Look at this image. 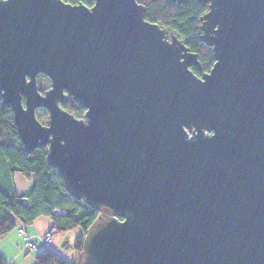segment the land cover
I'll return each instance as SVG.
<instances>
[{"label": "water", "instance_id": "1", "mask_svg": "<svg viewBox=\"0 0 264 264\" xmlns=\"http://www.w3.org/2000/svg\"><path fill=\"white\" fill-rule=\"evenodd\" d=\"M196 1L201 76L138 0H0L2 102L99 211L76 264H264V0Z\"/></svg>", "mask_w": 264, "mask_h": 264}, {"label": "trees", "instance_id": "2", "mask_svg": "<svg viewBox=\"0 0 264 264\" xmlns=\"http://www.w3.org/2000/svg\"><path fill=\"white\" fill-rule=\"evenodd\" d=\"M72 5L84 4L88 7L94 0H63ZM147 8L146 20L159 24L162 28L174 33L185 45L198 54L202 71L193 68L196 75L209 72L214 64L212 49L199 40L200 17L208 10V4L196 0H186L178 4L168 0H138ZM42 76V75H41ZM42 76L39 88L43 92L48 87ZM62 107L77 118H82L86 109L72 98ZM43 111L40 109L39 111ZM47 113L44 111L43 115ZM42 115V114H40ZM22 173L32 180L31 188L18 194L14 187V175ZM99 211L70 195L62 177L46 160L45 148L41 147L32 153L25 151L14 123L13 112L5 106L0 96V236H5L14 228L31 225L40 216H49L56 226V233L80 229L73 247L79 254L83 249V240L87 230L97 219ZM49 246L35 257L34 264H76ZM0 264H9L0 253Z\"/></svg>", "mask_w": 264, "mask_h": 264}, {"label": "rangeland", "instance_id": "3", "mask_svg": "<svg viewBox=\"0 0 264 264\" xmlns=\"http://www.w3.org/2000/svg\"><path fill=\"white\" fill-rule=\"evenodd\" d=\"M43 76V75H42ZM40 75L38 77V82L40 83L39 79ZM47 87H50V84L47 83V79H43ZM40 110V109H39ZM37 111V116L39 120L47 125L49 121V115L46 110L43 109V111ZM44 111L47 113L44 114ZM42 114V115H40ZM81 233L80 229H75L68 232H62V233H55L52 243L49 245V247L54 250L55 252H58L63 257L67 258L70 261L77 260L78 253L73 247L75 238ZM42 241L40 240V243L38 242L37 248L33 250H29L25 246L24 238L21 236L18 232V227L14 228L12 231H10L5 236H0V253L5 255L8 251L11 249V251L18 252V261L15 264H34L35 263V257L36 255L43 250ZM4 244V246H3ZM7 244V245H5ZM5 247L7 250H5ZM47 247V246H44Z\"/></svg>", "mask_w": 264, "mask_h": 264}, {"label": "crops", "instance_id": "4", "mask_svg": "<svg viewBox=\"0 0 264 264\" xmlns=\"http://www.w3.org/2000/svg\"><path fill=\"white\" fill-rule=\"evenodd\" d=\"M32 186V180L26 178L22 173L16 172L14 175V187L18 194L27 192ZM53 224V220L49 216H40L38 217L31 225L26 226L27 234L35 241L36 245L40 240L42 241V235L48 230V228ZM43 243V242H41ZM7 245V244H5ZM4 246V244H3ZM43 249L45 248L42 244ZM5 250L7 248L5 247ZM5 255H2L6 258L9 264H15L19 257L18 252L15 251H5ZM58 253V252H57ZM65 258V257H64ZM67 259V258H66Z\"/></svg>", "mask_w": 264, "mask_h": 264}, {"label": "built area", "instance_id": "5", "mask_svg": "<svg viewBox=\"0 0 264 264\" xmlns=\"http://www.w3.org/2000/svg\"><path fill=\"white\" fill-rule=\"evenodd\" d=\"M56 231H57L56 226L54 224H52L48 228V230L42 235V242H43L44 246H49L52 243ZM18 232L21 236H23L25 246L29 250H33V249L37 248L35 241L27 234L26 228L24 226H21L18 229Z\"/></svg>", "mask_w": 264, "mask_h": 264}, {"label": "flooded vegetation", "instance_id": "6", "mask_svg": "<svg viewBox=\"0 0 264 264\" xmlns=\"http://www.w3.org/2000/svg\"><path fill=\"white\" fill-rule=\"evenodd\" d=\"M90 7H92V6H90ZM210 48H211V47H210ZM211 49H212V48H211ZM193 68H194V67H191L192 70H193ZM194 69H196V68H194ZM196 70H197V69H196Z\"/></svg>", "mask_w": 264, "mask_h": 264}]
</instances>
